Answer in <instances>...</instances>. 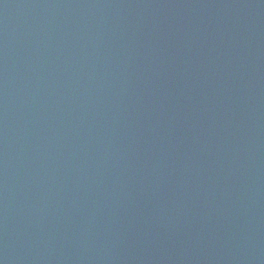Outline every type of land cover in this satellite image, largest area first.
Returning a JSON list of instances; mask_svg holds the SVG:
<instances>
[{"label": "water", "instance_id": "95a60500", "mask_svg": "<svg viewBox=\"0 0 264 264\" xmlns=\"http://www.w3.org/2000/svg\"><path fill=\"white\" fill-rule=\"evenodd\" d=\"M0 264H264V0H0Z\"/></svg>", "mask_w": 264, "mask_h": 264}]
</instances>
